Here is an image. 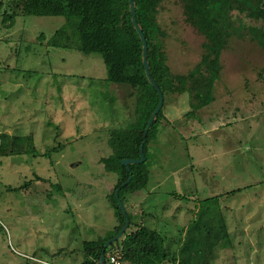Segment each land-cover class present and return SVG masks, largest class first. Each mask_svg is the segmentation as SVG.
<instances>
[{
  "label": "rangeland",
  "instance_id": "374dc122",
  "mask_svg": "<svg viewBox=\"0 0 264 264\" xmlns=\"http://www.w3.org/2000/svg\"><path fill=\"white\" fill-rule=\"evenodd\" d=\"M181 5L160 0L157 13L173 75H186L203 53ZM8 23L0 15V133L29 136L34 148L0 156V264H78L82 242L117 224L107 201L116 176L100 159L111 153L108 131L131 121L135 101L129 86L106 81L99 54L46 45L63 17ZM243 33L220 55L213 101L194 111L188 92L166 97L169 124L162 120L147 146L148 182L122 198L134 223L164 236L177 258L168 264H264V50ZM218 195L201 203L208 225L183 232L194 206Z\"/></svg>",
  "mask_w": 264,
  "mask_h": 264
},
{
  "label": "trees",
  "instance_id": "16d2710c",
  "mask_svg": "<svg viewBox=\"0 0 264 264\" xmlns=\"http://www.w3.org/2000/svg\"><path fill=\"white\" fill-rule=\"evenodd\" d=\"M178 1L182 4L185 22L204 38L199 62L186 75H173L167 66L162 40L165 33L157 22L160 0H132L136 24L147 45L149 76L163 96L162 106L144 136L147 120L158 103V94L145 75L142 42L131 21L128 0H0V15L3 14V20L9 22L8 26H12L14 17L19 15L63 17L65 25L55 31L46 45L73 49L84 54H99L106 68V81L129 86L127 95L135 101L131 121L121 129L108 131L107 144L110 145L111 153L100 159L104 170L116 176L117 181L112 192L107 195V201L117 224L111 235L82 242L80 252L83 260L78 264H100L104 243L124 224V216L114 196L115 189L119 188L118 198L123 204V196L145 188L148 182L145 168L147 146L159 132L161 121L168 122L161 110L166 97L173 98L188 92L195 101L194 111L213 101L211 92L221 71L220 55L233 35L239 38L243 36V30L264 50V0ZM241 18L263 25L248 26ZM140 146L145 157L143 163L129 164L127 167L120 164L122 159H139ZM33 148L29 136L15 137L0 133L2 157L23 154ZM129 177V182L121 187ZM219 198L220 195L200 201L196 217L190 224L191 229L198 225L206 227L209 223L205 220V209L201 203H218ZM125 212L129 219L128 228L118 240L105 248L104 257L115 249L116 252L112 253L118 256L121 264H168L177 261L175 255L165 250V239L161 233L134 223L131 213ZM189 230L186 233L189 234ZM199 232L201 230H197V234ZM198 240L191 239L192 244L197 245ZM191 256L194 257V251Z\"/></svg>",
  "mask_w": 264,
  "mask_h": 264
},
{
  "label": "water",
  "instance_id": "95a60500",
  "mask_svg": "<svg viewBox=\"0 0 264 264\" xmlns=\"http://www.w3.org/2000/svg\"><path fill=\"white\" fill-rule=\"evenodd\" d=\"M129 1V8H130V13H131V21L136 29V32L138 33L140 40L142 42V64L145 70V75L149 81V83L151 84V86L156 90L157 94H158V103L155 107V109H153V112L151 113L150 117L147 120L146 123V127L144 129V136L146 135L149 127L151 126V123L153 122L155 116L157 115V113L159 112V109L162 106L163 103V96L161 91L159 90V88L157 87V85L153 82V80L151 79V77L149 76V71H148V65H147V61H146V49H147V45L145 42V38L141 32V29L137 26L136 24V20L134 17V8H133V2L132 0H128ZM142 146H140V158L139 159H122L120 160V164L123 166H128L129 164H141L145 161V157L144 154L142 153ZM130 180V177L121 184V187L125 186ZM118 190L119 188L115 189L114 191V196L116 198L117 201V205L118 208L120 209L121 213L124 216V224L122 225V227L118 230V232L110 239H108L105 243H104V249L102 250L101 256H100V262L102 263L104 261V251L105 248H107L108 246H110V244L114 243L116 240H118L123 233L127 230L128 225H129V219L128 216L125 212V208L121 202V200L118 198Z\"/></svg>",
  "mask_w": 264,
  "mask_h": 264
},
{
  "label": "crops",
  "instance_id": "0c3cea01",
  "mask_svg": "<svg viewBox=\"0 0 264 264\" xmlns=\"http://www.w3.org/2000/svg\"><path fill=\"white\" fill-rule=\"evenodd\" d=\"M133 204H138V203H135V202H133V201H131L130 202V205L133 207ZM139 205V204H138ZM130 206V207H131ZM135 206V205H134ZM139 207V206H138ZM199 207H200V204L198 203L197 205H195L194 206V208H193V213H192V220L191 221H193L194 219H195V217H196V213H197V211L199 210ZM136 208V207H135ZM133 216H136V212H132L131 213ZM149 217V216H148ZM150 217H151V215H150ZM149 217V218H150ZM191 221H189V223L187 224V226H184L183 227V232H187V230L189 229V227H190V224H191ZM138 225H142V223H141V221L140 222H136ZM148 228V227H147ZM150 229V228H149ZM153 230H155V229H153ZM157 231V230H156Z\"/></svg>",
  "mask_w": 264,
  "mask_h": 264
},
{
  "label": "built area",
  "instance_id": "2783aa9c",
  "mask_svg": "<svg viewBox=\"0 0 264 264\" xmlns=\"http://www.w3.org/2000/svg\"><path fill=\"white\" fill-rule=\"evenodd\" d=\"M100 264H121L119 261L118 256L115 253L108 252L105 257L104 261Z\"/></svg>",
  "mask_w": 264,
  "mask_h": 264
}]
</instances>
